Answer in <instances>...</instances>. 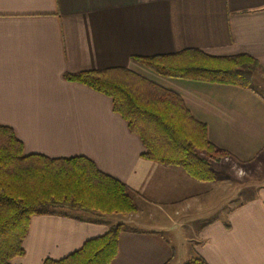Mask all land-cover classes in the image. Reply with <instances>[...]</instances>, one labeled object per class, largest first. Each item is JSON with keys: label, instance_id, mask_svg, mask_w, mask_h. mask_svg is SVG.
Here are the masks:
<instances>
[{"label": "crops", "instance_id": "obj_1", "mask_svg": "<svg viewBox=\"0 0 264 264\" xmlns=\"http://www.w3.org/2000/svg\"><path fill=\"white\" fill-rule=\"evenodd\" d=\"M190 49L248 55L264 72V0H0V126L13 129L24 154L84 156L137 195L138 211L127 215L133 226L120 234L110 264H184L194 255L207 264H264L263 190L231 204L229 177L214 171L216 184L196 182L180 168L142 160L138 137L110 99L63 79L127 68L179 94L228 157L251 161L264 151L258 91L166 79L131 60ZM79 216L32 217L24 254L12 263L63 259L115 225L111 217ZM156 221L158 230L137 226Z\"/></svg>", "mask_w": 264, "mask_h": 264}, {"label": "trees", "instance_id": "obj_2", "mask_svg": "<svg viewBox=\"0 0 264 264\" xmlns=\"http://www.w3.org/2000/svg\"><path fill=\"white\" fill-rule=\"evenodd\" d=\"M131 60L162 78L240 89H250L259 67L248 55L215 57L196 49ZM63 79L110 99L112 112L138 137L142 160L180 168L196 182H214L211 163L229 154L207 139L205 124L192 117L179 94L122 67L65 73ZM136 197L84 156L24 154L13 129L0 126V264H13L24 254L22 243L32 217L55 215V209L96 218L129 215L137 209ZM122 232L121 224L112 225L65 258L42 264H110ZM185 264L207 263L195 256Z\"/></svg>", "mask_w": 264, "mask_h": 264}, {"label": "rangeland", "instance_id": "obj_3", "mask_svg": "<svg viewBox=\"0 0 264 264\" xmlns=\"http://www.w3.org/2000/svg\"><path fill=\"white\" fill-rule=\"evenodd\" d=\"M152 75H156V74L153 73ZM251 81L252 83L250 85V88L258 91L259 94L264 97V72L262 71L260 67L256 68L253 71ZM211 166L215 172L219 173V177L221 178L229 177L230 180L232 179L230 183L227 184V191L232 188L234 190L233 197H232L233 201L230 202L231 204H237V203L240 204L243 201L245 202L246 200L254 196L255 195L254 193H256L257 191H262V190L264 191V151H259L257 155L251 161H248L245 163H239L230 157H225L219 161L212 162ZM226 180H229V179H225V181ZM219 182L221 183V181ZM216 183L217 182H214V184ZM134 199H135L136 207L139 206V202L137 198H134ZM230 203L228 205H230ZM227 206H222L221 208H218L217 214L218 215L224 214L228 208ZM205 209L206 208H204V210ZM204 210L198 215L200 217V218L198 217L199 218L198 220H200V222H203L206 219V216L204 215V213L206 212ZM136 211L138 210L136 209ZM136 211L134 213H136ZM53 212L55 214H68V215H74V216L81 217L79 216L80 213L72 212L66 209H55L53 210ZM142 212L143 213L141 216H143L142 217V220H143V218H145V215L147 214V210L145 209ZM132 214H129V215H132ZM108 218L112 219L114 221V224H121L124 227V231L129 230L131 225L133 226V224L127 222L128 221L127 215L109 216ZM156 224L153 223L151 224V226H144V223H143V225L137 224V226L139 228H152L153 227V228H156V230L160 229L161 227L160 223L156 221ZM168 232H169L168 230L164 231V236L167 237ZM170 233L174 234V232H170ZM195 256L197 255H194L192 257H195Z\"/></svg>", "mask_w": 264, "mask_h": 264}]
</instances>
